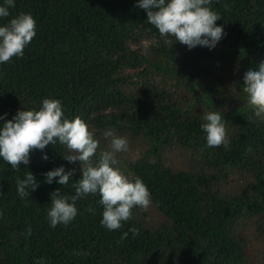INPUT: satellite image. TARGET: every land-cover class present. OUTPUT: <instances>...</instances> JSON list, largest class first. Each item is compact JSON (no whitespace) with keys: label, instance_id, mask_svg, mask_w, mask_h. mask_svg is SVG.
<instances>
[{"label":"trees","instance_id":"obj_1","mask_svg":"<svg viewBox=\"0 0 264 264\" xmlns=\"http://www.w3.org/2000/svg\"><path fill=\"white\" fill-rule=\"evenodd\" d=\"M209 7L225 34L211 51L161 37L134 0H15L10 15L31 13L36 35L22 57L0 64V113L10 119L44 97L59 99L65 115L79 116L99 141L93 163L110 146L105 129L126 137L116 166L142 178L163 221L146 226L134 208L132 219L109 231L99 223V197L89 194L76 201L67 226L49 227V193L71 195L74 181L48 184L43 173L64 165L76 180L80 165L63 158L66 146L47 145V161L33 150L17 170L0 159V264L257 263L239 228L253 219L264 235V118L247 103L242 76L264 59V0H211ZM211 113L221 116L229 141L215 150L200 132ZM134 148L139 156L125 159ZM175 150L188 167L170 165ZM27 171L38 186L22 200L15 181ZM231 172L245 176L243 185L222 192ZM131 226L137 234L121 239Z\"/></svg>","mask_w":264,"mask_h":264},{"label":"clouds","instance_id":"obj_2","mask_svg":"<svg viewBox=\"0 0 264 264\" xmlns=\"http://www.w3.org/2000/svg\"><path fill=\"white\" fill-rule=\"evenodd\" d=\"M134 3L145 11L147 22L161 37H173L172 41L188 49L201 46L211 51L225 35L216 24L220 15L209 7L211 0H134ZM14 6L15 0H0V20L4 21L0 22V64L22 57L36 35V20L32 14L21 11L10 15L9 9ZM242 91L255 115L264 118V59L243 73ZM6 116L7 113H0V121H3L0 123V159L11 169H19L20 164L28 165L33 150L40 151L41 159L47 161L48 155L43 150L56 143L68 149L62 155L68 163L79 162L80 175L76 180L72 179L75 169L66 170L64 165L43 173L48 184L55 181L62 186L74 181L71 195L62 194L60 188L49 193V227L67 226L78 214L76 201L89 194L99 197V223L109 231L120 229L122 222L132 219L134 208L147 210L149 207L151 196L142 178L129 177L116 166V154L127 150L126 137L116 135L111 128L105 129L103 136L109 139L110 146L100 151L98 160L93 163L91 158L97 154L99 141L79 116L69 119L65 115L59 99L44 97L37 108L18 109L10 119ZM203 121L200 132L206 148L215 150L229 143L220 115L206 114ZM37 186L30 171L15 181L16 194L22 200ZM86 210L93 215L96 213L93 207ZM137 231L131 226L120 238L125 239L129 232L136 235Z\"/></svg>","mask_w":264,"mask_h":264},{"label":"rangeland","instance_id":"obj_3","mask_svg":"<svg viewBox=\"0 0 264 264\" xmlns=\"http://www.w3.org/2000/svg\"><path fill=\"white\" fill-rule=\"evenodd\" d=\"M140 150L138 148H134L133 151L128 152L127 156H124L125 159L133 160L134 157L139 156ZM130 156V158H129ZM182 154L175 150L168 154V159L170 160L169 163L174 168H186L188 167L187 159H182ZM128 161V160H126ZM194 162V161H193ZM245 176L241 173L237 172H231L228 174V176L222 180L219 183L220 190L223 191H229L231 193L237 192V190H240V188L243 185ZM137 215L141 216L143 221H145V225L149 226H155L158 225V223L163 221L162 215L157 212V210L150 204L147 210H143L140 208H136ZM240 222H243L245 226H242L239 228L240 230H243V235H245L247 239V252L248 255L250 254L249 259L252 262H256V264H264V235L260 234L258 229L255 228V223L253 222V219L245 220Z\"/></svg>","mask_w":264,"mask_h":264}]
</instances>
